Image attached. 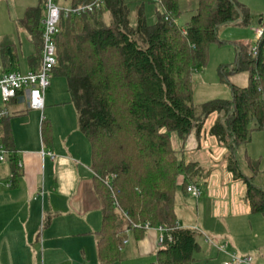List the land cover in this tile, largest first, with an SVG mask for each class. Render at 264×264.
Listing matches in <instances>:
<instances>
[{
	"label": "trees",
	"instance_id": "trees-1",
	"mask_svg": "<svg viewBox=\"0 0 264 264\" xmlns=\"http://www.w3.org/2000/svg\"><path fill=\"white\" fill-rule=\"evenodd\" d=\"M86 1L69 0V5ZM196 1V12L184 28L176 23L178 0H157L153 24L147 23L142 5L131 23L124 0H103L93 12L64 16L59 22L52 76L64 79L77 128L90 145L91 170L101 202L97 237L101 263L119 259L126 232L143 233L149 225L170 230L157 251L158 264H193L194 253L201 249L200 236L177 226L175 195L181 176L180 189L186 193L196 165L187 161L182 150L174 149L171 135L181 141L191 131L199 136L214 114L218 116L208 135L226 149L227 170L245 186L250 212L264 216V184L258 187L253 182L261 160L245 157L252 172L247 177L235 158L236 148L250 142L251 132L264 129V21L259 24L254 52V47L239 46L227 71L246 72L247 84L231 86V100H213L197 108L192 103V74L197 65H205L208 46L219 42L217 29L245 25L249 17L233 0ZM42 10L39 0L38 7L26 9L20 22L36 48L35 56L29 58L33 71L41 63ZM0 48L4 62L10 63L15 57L10 53L11 41L3 39ZM6 115L0 118V143L14 159ZM41 126L42 135L47 136L46 121ZM109 176L114 177L110 187Z\"/></svg>",
	"mask_w": 264,
	"mask_h": 264
},
{
	"label": "crops",
	"instance_id": "crops-1",
	"mask_svg": "<svg viewBox=\"0 0 264 264\" xmlns=\"http://www.w3.org/2000/svg\"><path fill=\"white\" fill-rule=\"evenodd\" d=\"M61 1L69 6V0ZM43 16L42 10L41 21ZM21 20L17 23L18 29L31 47L20 51L19 55L18 47H24L19 31L17 39L13 35H0V42L3 39L11 41L10 53L15 56L10 63L4 62L0 48V75L9 69L24 73L35 66L29 58L35 56L36 48L21 28ZM61 83L64 95L63 100L58 101L56 94L49 93L48 89L55 84L61 86ZM64 86L63 78L52 76L51 85L44 92L42 110L29 108L27 91L18 93L9 103L0 102L9 120L15 155L14 159L0 164V264H104L97 256L102 214L91 170L90 145L77 128L75 111ZM66 105H69L70 119L56 118L55 113ZM215 118L199 136L191 131L187 139L181 141L175 134L171 135L174 149L182 150L187 161L196 165L190 183L199 185L202 194L193 199L197 203L204 200V195L210 198L209 222L203 221L198 214L193 221L186 218L190 212L186 206L180 204L179 211L177 209L178 196L188 194L181 191L183 178H179V190L175 195L177 226L194 230L209 247L206 252L200 249L194 253L193 264L201 261L200 254L206 259L211 257L212 251L225 258H228L226 253H236V233L242 229L239 226L245 223L246 217L254 215L244 198L245 186L234 181L227 170L226 149L208 135ZM43 120L49 128H46L47 136L42 135ZM245 154H249L247 150ZM243 168L246 169L244 165ZM242 172L247 177L252 176L250 170ZM8 181H11L10 187L5 185ZM253 182L261 187L264 171L258 173ZM157 227L146 229L144 226L143 233L126 232L119 259L110 264H158L157 251L161 245ZM169 232L166 237L170 236ZM204 236L215 244L224 242L226 253L207 243ZM132 241L134 248L128 247Z\"/></svg>",
	"mask_w": 264,
	"mask_h": 264
},
{
	"label": "rangeland",
	"instance_id": "rangeland-1",
	"mask_svg": "<svg viewBox=\"0 0 264 264\" xmlns=\"http://www.w3.org/2000/svg\"><path fill=\"white\" fill-rule=\"evenodd\" d=\"M156 1L157 0H124L129 8L130 22H135L136 8L142 5L147 23H155L154 3ZM233 2L239 7L242 14L248 13V23L245 25L226 24L217 29L216 35L219 42H213L208 46L205 65H197L192 74V103L197 108L213 100H231V86L243 87L247 84L246 72L239 71L230 74L227 73V71L234 65L239 46L244 45L250 48L255 46V29L259 28L258 22L260 20L264 21V0H233ZM60 4L66 6L63 1H61ZM38 6L39 0H0V35H13L17 39V31H19L17 23L24 18L27 8ZM178 6L180 15L176 19V23L184 28L186 23L190 20V17L196 12L197 1L178 0ZM18 35L21 36L22 39H20L24 45L23 48L19 49L18 47L19 55H21L20 51L27 50L31 45L24 40L25 38L23 39L24 35L20 31ZM16 44L18 46V43ZM222 69H226V73H222L223 76L221 74ZM62 84L63 83H61V86L55 84L48 89L49 93L53 92V94H56V99L58 101L63 100L64 93ZM65 92L67 94L66 87ZM68 106L69 105L61 106L55 113V117L61 120H65L66 118L70 119V115L67 114ZM215 116L217 117L218 115H212L205 122L204 130L207 129L208 124H210ZM74 118H76L75 115ZM262 132L252 131L249 142L251 144H242L236 148L235 158L240 170H250L245 160V156L247 155L245 154V150H247L250 155L255 157L253 158L251 156L253 160H260V157H262L258 165V173L264 171V133ZM259 138L262 139L258 141ZM243 165L246 169L243 168ZM203 199L205 204L200 200L196 203L188 194L179 195L177 198V209L179 211V205L182 204L190 211L186 218H190L193 221L198 214L199 218H202L203 221L209 222L210 198L204 195ZM203 210L205 213H203ZM205 214L207 217H205ZM246 218L245 223L239 226L242 228L241 231L236 233L238 246L235 251L239 256L251 257L253 264H264V217L259 214H254ZM197 240L201 250H203V252H206V250L208 251L209 247L203 244L202 239L199 237ZM220 243H222V241H220ZM128 247L134 248V241L130 242ZM204 257V255L200 254L201 261L198 262V264H223L227 259L222 254H217L213 251L210 258L204 259Z\"/></svg>",
	"mask_w": 264,
	"mask_h": 264
},
{
	"label": "built area",
	"instance_id": "built-area-1",
	"mask_svg": "<svg viewBox=\"0 0 264 264\" xmlns=\"http://www.w3.org/2000/svg\"><path fill=\"white\" fill-rule=\"evenodd\" d=\"M44 16L41 21L42 31V49L41 63L37 71L29 70L20 72L17 70L9 71L0 75V102L8 103L16 96L18 92L27 91L29 96V108L42 110L44 108V92L50 86L52 78V70L56 66V48L55 38L59 32V22L64 16H81L93 12L102 5L103 0H87L77 6H62L61 0H42ZM256 37L261 34L260 28L255 29ZM255 47L252 48L254 52ZM5 110L0 107V118L5 115ZM51 158L52 154H48ZM13 157V153L8 151L3 144L0 143V164L9 161ZM19 166L21 163L19 162ZM114 179L113 176L106 178V184L110 187V182ZM7 187L11 186V181L6 182ZM186 192L194 199H198L202 190L199 185L190 183ZM117 207V203L115 202ZM148 229L149 226L145 225ZM159 232L158 243H163L165 234H168L169 229L159 226L156 228ZM205 237V236H204ZM205 241L215 246L220 252L226 253V244L224 242L215 244L208 237ZM227 254V260L223 264H253L251 257L239 256L234 252Z\"/></svg>",
	"mask_w": 264,
	"mask_h": 264
},
{
	"label": "water",
	"instance_id": "water-1",
	"mask_svg": "<svg viewBox=\"0 0 264 264\" xmlns=\"http://www.w3.org/2000/svg\"><path fill=\"white\" fill-rule=\"evenodd\" d=\"M261 23V20L258 22V24H260Z\"/></svg>",
	"mask_w": 264,
	"mask_h": 264
}]
</instances>
